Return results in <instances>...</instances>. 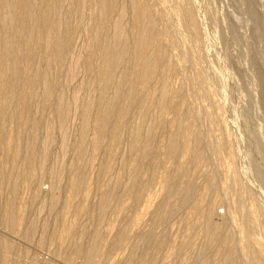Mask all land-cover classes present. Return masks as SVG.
Returning a JSON list of instances; mask_svg holds the SVG:
<instances>
[{
  "label": "rangeland",
  "instance_id": "1",
  "mask_svg": "<svg viewBox=\"0 0 264 264\" xmlns=\"http://www.w3.org/2000/svg\"><path fill=\"white\" fill-rule=\"evenodd\" d=\"M90 1L84 0L81 13H69V0L61 5L73 17L74 26L66 64L64 61L58 70L55 63L42 60L46 55L51 62L48 50L40 49L42 52L34 55L27 73L47 72L48 78L31 88L18 87L17 93L27 97L29 121L20 115L16 100L6 101L0 113V264L258 261L264 253V246L258 244L264 243V105L260 100L264 82L260 84L258 79L264 81V0H196L199 4L195 0H149L161 15L155 25L157 35L153 32L155 47L161 48L168 38L162 34L165 28L175 42L173 49L165 47V63L152 71L143 89L139 88V103L133 106L124 98L116 99V83L126 73L133 78V70L144 69L146 64L136 62L131 52L126 54L115 70L119 79L114 76L101 96L97 76L100 51L92 37L98 11L95 1ZM186 7L190 11L196 8L199 34L193 35L188 25ZM118 10L120 6L119 14ZM117 12L111 22L118 18ZM129 14L122 20L125 36L130 35ZM111 25L102 45L114 36ZM5 31L15 32L10 24ZM47 81L54 92L45 104ZM123 87H128L127 82ZM4 89L0 85V103L8 95ZM59 105L66 111L61 117L56 112ZM99 107L102 112L106 108L109 123L107 120L98 143ZM86 109L90 117L81 134V114ZM118 110L126 111L122 118ZM35 122L40 127L37 125L34 138ZM192 131H197L199 141H190ZM172 142L178 146L175 157L168 154ZM74 181H79L77 186ZM188 189L190 197L186 198ZM245 231L250 243L245 242L246 236L240 237ZM244 245L248 246L246 255L242 253Z\"/></svg>",
  "mask_w": 264,
  "mask_h": 264
},
{
  "label": "bare ground",
  "instance_id": "2",
  "mask_svg": "<svg viewBox=\"0 0 264 264\" xmlns=\"http://www.w3.org/2000/svg\"><path fill=\"white\" fill-rule=\"evenodd\" d=\"M63 1L65 0H0V85L1 86H5L6 89L8 90V95L5 97V100H3L0 104V113L1 111L4 110V105L6 104V101H8L9 103L13 100L16 103H18L17 105H19L20 108V115L22 116V118L25 120L29 118H27V109L26 106L27 104V97L25 95L22 94H18L17 92L19 91V85L25 86L26 88H31L34 87L36 84H38V82L41 81L44 82L46 81V76H47V72L41 73L39 71L36 72H32L33 74H28L27 72L29 71V69H31L32 67V61L34 60V55L38 53L37 51H41L40 49H44V50H48L49 54H51V62H49V56H41L42 60H45L47 63H55V65L58 67V70L63 66L64 61L67 59V55L69 51V48L71 47V42L73 39V31H74V26L72 25L73 23L71 22V18H73L71 16L72 13L70 12V10H74L76 13L79 12L81 13L84 9V0H69L70 1V9H69V13L67 15V13L65 11L66 8L63 10L62 6L63 5ZM88 0H85V2ZM96 3V7L98 13V15H96V19H95V24H94V35L91 36L94 38L95 42L99 45V51H100V59H101V64L99 65V73H98V78L100 80L101 84L99 86L100 88V94L103 97L105 90L107 88V86L109 84H111L114 81V74H115V70L117 69L118 66H121L120 64L123 63V61H125V56L126 54H128L129 52H131L132 56H134V59L136 60V62L139 63V61L143 62L146 64V67L144 69H140V68H135L132 72V76L133 78L129 79V76L126 75L123 76L122 78H118L119 81L118 83H116V99H120L119 101H121L122 98L128 100L129 105L133 106L134 104H138L139 102H137V100L139 101V98L137 99V94L139 93V88L143 89L142 87L145 85V83H147V79H149V75L152 73V71H154L158 66L163 64V60L166 59V57L163 59V51H165L166 53V49L165 47H170L172 46L173 49V45L175 41H172L171 38H169V35L171 36V32L169 31V29L163 30L162 34L163 36H167L168 38L164 41H162L163 45L160 47L161 48H156L155 46L157 45V38H155V36L153 35V32L157 31L155 30V25L158 24L160 22V13L155 12L150 3L149 0H94ZM155 1V0H154ZM187 1V0H186ZM194 1V0H191ZM196 1V0H195ZM92 2V0L90 1ZM197 2V1H196ZM88 3V2H87ZM198 3V2H197ZM66 4V2L64 3V5ZM191 4V3H190ZM194 4V3H193ZM199 4V3H198ZM179 5V4H178ZM188 5V4H187ZM192 5V4H191ZM90 6V5H89ZM120 6V13L118 14L117 9ZM65 7V6H64ZM93 7V5H92ZM180 7V5H179ZM183 7V6H182ZM185 7V5H184ZM156 8V7H155ZM187 8V7H186ZM194 8V7H193ZM91 9V8H90ZM189 8H187L188 12L187 14L185 13V17L186 20L188 22V25L190 26L191 30L194 31V33L191 31V33H193V35L199 34L201 29L198 25V18L196 11V8L192 11L189 10ZM199 10V9H198ZM197 10V11H198ZM93 11V10H92ZM186 11V10H185ZM194 11V12H193ZM68 12V11H67ZM85 12V11H84ZM117 12L116 14H118V18L114 19L115 21L111 22L112 17L114 18V13ZM128 12H130L132 19H131V24L129 25L128 30L130 31V35L125 36L126 34H124L125 29L124 25L122 24V20H123V16H125ZM5 13V14H3ZM74 15H77V14ZM168 13V12H166ZM115 14V16H116ZM129 14V15H130ZM170 15V14H168ZM166 15V16H168ZM199 15V14H198ZM128 16V15H127ZM201 16L203 17L204 15ZM163 17V16H162ZM165 17V16H164ZM206 17V16H205ZM80 18V15H79ZM91 18V17H90ZM130 18V17H129ZM167 18V17H165ZM164 18V19H165ZM183 18V17H182ZM76 19V18H75ZM86 19V18H85ZM162 19V18H161ZM201 19V18H200ZM257 19V18H256ZM93 21V20H92ZM130 21V20H129ZM128 21V22H129ZM162 21V20H161ZM167 21V20H166ZM169 21V20H168ZM172 21V20H171ZM174 21V20H173ZM181 21V20H180ZM205 21V20H204ZM258 21V20H257ZM158 22V23H157ZM179 22V21H178ZM183 22V20H182ZM201 22V21H200ZM130 23V22H129ZM171 23V22H169ZM205 23V22H204ZM7 24H10L11 29H13V31H15L13 34H8L5 29L7 28ZM112 24L113 25V29H114V36L111 38V40H109V44H104L102 45L103 41L107 40V32H108V27L109 25ZM174 24V23H173ZM183 24V23H182ZM111 25V26H112ZM161 25V23H160ZM184 26L186 25L185 23L183 24ZM93 26V25H92ZM174 27V26H173ZM204 27V24H203ZM206 27V26H205ZM9 28V27H8ZM159 28V27H158ZM161 28V27H160ZM183 28V27H181ZM186 28V27H185ZM202 28V27H201ZM184 29V28H183ZM91 30V29H90ZM162 30V29H161ZM179 30V29H178ZM188 30V29H187ZM5 31V32H4ZM127 31V32H129ZM170 32V34L165 35L166 33ZM181 31V30H180ZM179 31V32H180ZM189 31V32H190ZM112 32V30H111ZM205 32V31H204ZM208 32V30H207ZM206 32V33H207ZM113 33V32H112ZM156 33V32H155ZM159 33V31H158ZM160 34V33H159ZM158 34V35H159ZM205 34V33H204ZM210 34V33H208ZM12 35V36H9ZM157 35V33H156ZM90 36V37H91ZM109 36V34H108ZM160 36V35H159ZM176 36V35H175ZM192 36V35H191ZM197 36V35H196ZM200 36V35H199ZM198 36V37H199ZM206 36V35H205ZM157 37V36H156ZM164 37V39H165ZM173 37V36H172ZM194 37V36H193ZM174 38V37H173ZM209 38V37H208ZM215 38V37H214ZM162 39V37H161ZM197 39V38H196ZM213 39V38H212ZM176 40V38H175ZM200 40V39H199ZM179 41V40H178ZM214 44V41H211ZM181 44H182V40H181ZM216 44V43H215ZM214 44V45H215ZM212 45V44H211ZM176 48V46H174ZM208 47V46H207ZM96 48V47H95ZM171 48V47H170ZM169 48V49H170ZM187 48V47H185ZM211 48V47H209ZM214 48V46L212 47ZM72 49V48H71ZM165 49V50H164ZM209 50V49H208ZM73 51V49H72ZM71 51V52H72ZM173 51V50H172ZM42 52V51H41ZM98 54V51H95ZM94 52V53H95ZM168 52V51H167ZM171 52V51H170ZM214 52V50H213ZM255 52V51H254ZM86 53V52H85ZM84 53V54H85ZM152 53V54H150ZM263 53V52H262ZM168 54V53H167ZM165 54V56L167 55ZM180 54V53H178ZM184 56V55H183ZM78 57V56H77ZM38 60L39 58L36 57ZM85 58V57H84ZM98 58V57H97ZM222 58V57H221ZM254 58V57H253ZM99 59V58H98ZM132 59V58H131ZM187 59V58H186ZM185 59V60H186ZM220 59V58H219ZM39 59V61H42ZM188 60V59H187ZM129 61V59L127 60ZM131 61V60H130ZM167 61V60H166ZM67 61H65L66 64ZM89 62V61H88ZM170 62V61H169ZM221 62V61H220ZM23 63V64H22ZM35 61H34V65H35ZM128 63V62H127ZM165 63V62H164ZM260 63V62H259ZM264 63V62H263ZM70 64V63H69ZM76 64V63H75ZM90 64V62L88 63ZM129 64V63H128ZM140 64V63H139ZM24 65V66H23ZM52 65V64H51ZM125 65V64H124ZM130 65V64H129ZM142 65V66H143ZM219 65V64H218ZM257 65V64H255ZM259 65V64H258ZM36 66V65H35ZM34 66V69H35ZM85 66V65H84ZM93 66V65H92ZM128 66V65H127ZM132 66V65H131ZM172 66V63H171ZM226 66V65H225ZM31 67V68H30ZM129 67V66H128ZM137 67V66H136ZM221 67V66H220ZM160 68V67H159ZM165 68V67H164ZM172 68V67H171ZM224 68V67H223ZM64 69V68H63ZM71 69V67H70ZM86 69L90 70V65H86ZM127 69V68H126ZM130 69V68H129ZM227 69V67H226ZM25 70V72H24ZM27 70V71H26ZM41 70V69H40ZM47 70V69H45ZM57 70V69H56ZM72 70V69H71ZM95 70V69H94ZM93 70V71H94ZM128 70V69H127ZM165 70V69H163ZM222 70V69H221ZM228 70V69H227ZM32 71H35L32 69ZM69 71V70H68ZM85 71V70H84ZM151 71V72H150ZM159 71V70H158ZM166 71V70H165ZM223 71V70H222ZM54 72V70H53ZM74 72V71H73ZM95 72V71H94ZM93 72V73H94ZM129 72V71H128ZM169 72V71H168ZM91 73V72H90ZM157 74V73H156ZM160 74V73H159ZM163 74V72H162ZM229 74V73H228ZM258 74V73H257ZM52 75V74H51ZM93 75V74H92ZM117 75V74H116ZM226 75V74H225ZM260 75V74H259ZM94 76V75H93ZM128 76V78H127ZM153 75H151L152 77ZM227 76V75H226ZM149 77V78H148ZM48 78V76H47ZM70 78V77H69ZM95 78V77H94ZM60 79V78H59ZM88 79H90L88 77ZM116 79V78H115ZM152 79V78H151ZM154 79V77H153ZM164 79V78H163ZM260 81V84H263L264 81H262L261 78H258ZM48 80V79H47ZM95 81V80H94ZM93 81V83H94ZM96 82V81H95ZM127 82L128 87L125 89L123 87V84ZM150 82V80L148 81V83ZM257 83V82H256ZM46 87H45V92H44V97H43V103H48L50 101L51 98V94H52V85L51 83L49 84L48 81L45 83ZM83 84V83H82ZM115 84V82H114ZM163 84V83H162ZM149 85V84H148ZM239 85V84H238ZM42 86V85H41ZM81 86V85H80ZM85 86V85H84ZM142 86V87H141ZM151 86V85H150ZM261 86V85H260ZM264 86V85H263ZM263 86L261 89V102L264 105V90H263ZM19 87V88H18ZM37 87V86H36ZM40 87V86H39ZM114 86H112L113 88ZM149 87V86H148ZM158 87V86H157ZM162 87V86H161ZM244 87V86H243ZM18 88V90H17ZM25 88V89H26ZM125 90H124V89ZM167 88V87H166ZM4 89V90H6ZM2 90V89H1ZM55 90V89H54ZM157 90V89H156ZM23 91V89H22ZM107 91V90H106ZM113 91V89H112ZM159 91V90H157ZM169 91V90H168ZM214 91V90H213ZM35 92V91H34ZM54 92V91H53ZM162 92V91H160ZM220 92V91H219ZM252 92V91H251ZM6 93V92H5ZM4 93V95H5ZM28 93V92H27ZM169 93V92H168ZM182 93V92H181ZM2 94V93H1ZM167 94V92H166ZM173 94V93H172ZM33 95V94H32ZM223 95V94H222ZM221 95V97H222ZM247 95V94H246ZM43 96V95H42ZM171 96V95H170ZM220 96V95H219ZM224 96V95H223ZM59 98V97H58ZM115 98V97H114ZM157 98V97H156ZM169 97H166V99H168ZM223 98V97H222ZM105 99V98H104ZM117 100V103H119ZM142 100V99H140ZM173 99H171L172 101ZM60 101V100H59ZM223 101V100H222ZM7 102V103H8ZM96 102V100H95ZM94 102V103H95ZM98 102V101H97ZM96 102V103H97ZM111 102V101H110ZM141 102V101H140ZM168 102V101H167ZM166 102V103H167ZM179 102V101H178ZM95 103V104H96ZM165 103V104H166ZM170 102H168L169 104ZM228 103V102H227ZM13 104V103H12ZM54 104L55 101H54ZM103 104V103H102ZM111 104V103H110ZM168 104H166L168 106ZM176 105V103H174ZM64 105V104H63ZM104 105V104H103ZM164 105V107L166 106ZM16 106V105H15ZM14 106V108H15ZM221 106V105H220ZM7 107V106H6ZM17 107V106H16ZM55 107V106H54ZM66 107V104H65ZM95 107V106H94ZM101 107V106H100ZM99 107V112H98V117H97V128L99 131V137L97 138L96 142H98L99 138H101L104 134V130H105V123L107 122L108 118H109V114L108 112L104 109L103 112L101 111V108ZM124 107V106H122ZM135 107V106H134ZM174 107V106H173ZM171 106V108H173ZM180 107V106H179ZM11 108V107H10ZM18 108V107H17ZM83 108V107H82ZM90 108V107H89ZM117 108V107H116ZM119 108V106H118ZM121 108V107H120ZM163 108V107H162ZM64 109V108H63ZM126 109V108H125ZM133 109V108H132ZM166 109V108H164ZM174 109V108H173ZM173 109H171L173 111ZM250 109V108H249ZM19 110V109H18ZM114 110V108H113ZM140 110H143L140 109ZM167 110V109H166ZM229 110V109H227ZM8 111V110H7ZM116 111V110H115ZM170 112V110H168ZM176 111V110H175ZM215 111V110H214ZM56 112H58L60 114V117L63 116V113H65L64 111H62L60 105L57 107ZM69 112V111H68ZM84 114H81L82 116V130H81V134L83 133V130L85 128V125L87 124L88 121V116L87 112H89L88 109H86L85 111L83 110ZM119 112V114H118ZM126 112V111H125ZM124 112V113H125ZM164 112V111H163ZM162 112V114H164ZM257 112V111H256ZM263 112V111H262ZM13 113V112H12ZM90 113V112H89ZM88 113V114H89ZM123 111L121 110V112L118 110L117 114L119 115V118L123 117ZM168 113V112H167ZM228 113V112H227ZM248 113V112H247ZM2 114V113H1ZM10 114V112H9ZM114 114V113H112ZM116 114V115H117ZM27 115V116H26ZM97 115V114H96ZM1 116V115H0ZM113 116V115H112ZM115 116V115H114ZM2 117V116H1ZM7 117V116H6ZM17 117V116H16ZM90 117V116H89ZM111 118V117H110ZM117 118V117H115ZM118 118V119H119ZM14 119V118H13ZM113 119V118H112ZM4 120V119H3ZM2 120V121H3ZM24 120V122H26ZM90 120V119H89ZM117 120V119H116ZM120 120V119H119ZM119 120L117 122H119ZM1 121V120H0ZM27 121V122H28ZM37 121V120H36ZM63 122V120H60ZM93 121V120H92ZM112 121V120H110ZM163 121V120H162ZM178 121V120H177ZM190 121V120H188ZM204 121V120H203ZM5 122V121H4ZM23 122V121H22ZM21 122V123H22ZM26 122V124H27ZM191 122V121H190ZM3 123V122H2ZM90 123V122H89ZM109 123V120H108ZM173 123V122H172ZM20 124V122H19ZM39 124V121H38ZM36 122L32 123V127L33 130L32 132L34 134H32L35 138V133L36 130L38 129ZM116 124V123H115ZM119 123H117L118 125ZM187 124V123H186ZM28 127L31 126V124H27ZM121 125V124H120ZM181 125V124H180ZM39 126V125H38ZM112 126V125H110ZM115 126V125H114ZM119 126V125H118ZM117 126V128H118ZM193 126V125H192ZM198 126V125H197ZM40 127V126H39ZM27 128V127H25ZM31 128V127H30ZM114 128V127H113ZM122 128V127H121ZM181 128V127H180ZM193 128V127H192ZM191 128V129H192ZM195 128V127H194ZM2 129L3 126L2 124H0V132L2 135ZM32 129V128H31ZM115 129V128H114ZM120 129V128H119ZM144 129V128H143ZM196 129V128H195ZM118 130V129H117ZM21 131V130H20ZM108 131V128H107ZM114 131V130H113ZM187 132V131H186ZM194 132V135L192 137V140L190 141H194L197 142L199 141V134H197V131H192ZM191 132V133H192ZM230 132V131H229ZM109 133V132H108ZM139 133V131L137 132V134ZM180 133V132H179ZM107 134V132H106ZM105 134V135H106ZM111 134V133H110ZM116 134V131H115ZM115 134H111L113 137L116 135ZM233 134V133H232ZM98 135V134H97ZM264 135V134H263ZM79 136V135H78ZM137 136V135H136ZM180 136V135H179ZM106 137V136H105ZM139 137V136H138ZM136 137V138H138ZM200 137H201V133H200ZM241 137V136H240ZM14 138V137H13ZM17 138V137H16ZM154 138V136H153ZM171 138V137H170ZM19 139V138H18ZM81 139V138H80ZM140 139V138H139ZM251 140V139H250ZM7 141V140H6ZM84 141V140H82ZM139 142V140H137V143ZM240 142V141H239ZM83 143V142H82ZM81 143V144H82ZM99 143V142H98ZM97 143V144H98ZM143 143V142H142ZM149 143V142H148ZM8 144V143H7ZM80 144V145H81ZM139 144V143H138ZM192 144V143H190ZM194 144V143H193ZM220 144V143H219ZM225 144V143H224ZM260 144V143H259ZM99 145V144H98ZM148 145V144H147ZM188 145V142H187ZM76 146V145H75ZM96 146V145H95ZM141 146V144H140ZM180 146V145H179ZM184 146V145H183ZM182 146V148H183ZM186 146V145H185ZM221 146L220 145V150H221ZM80 147V146H79ZM144 147V146H143ZM188 147V146H187ZM190 147V145H189ZM188 147V149H190ZM149 148V147H148ZM140 149V147H139ZM185 149V150H188ZM234 149V147H233ZM249 149V147H248ZM149 150H151L149 148ZM149 150H145L146 153L149 154ZM15 151V150H14ZM17 151V150H16ZM141 151V149H140ZM178 151V146L175 144V142H172V144L169 146L168 149V154L170 156L175 157L176 152ZM235 151V150H234ZM263 151V150H262ZM142 152V151H141ZM188 152V151H187ZM186 152V153H187ZM184 149H183V152ZM17 154V152H16ZM253 154V153H252ZM34 155V154H32ZM245 155V154H244ZM177 156V155H176ZM16 157V156H15ZM29 157V156H28ZM190 157V156H189ZM234 157V155H233ZM237 157V156H236ZM21 158V157H20ZM198 159V158H197ZM248 159V158H247ZM14 160V158H13ZM199 160V159H198ZM240 160V159H239ZM236 162V161H235ZM252 162V161H251ZM259 163V162H258ZM137 164V163H136ZM237 165V164H236ZM237 168V167H236ZM235 169V167H234ZM237 170V169H236ZM258 170V169H257ZM240 171V170H239ZM250 171V170H249ZM242 171H240L239 173H241ZM237 173V172H236ZM235 173V175L237 176V174ZM247 173V172H246ZM244 175V173H243ZM255 176V174H253ZM260 175V174H259ZM242 176V174H241ZM216 177V176H215ZM245 177V175H244ZM236 181L239 179L238 177H236ZM243 179V178H242ZM253 179V177H252ZM79 180V179H78ZM173 180V179H172ZM208 180V179H207ZM210 180V179H209ZM171 180H169L170 182ZM211 181V180H210ZM244 181V180H243ZM248 181V180H247ZM75 182V181H74ZM79 181H76L74 183V186L78 185ZM133 183V182H132ZM136 183V180H135ZM240 183V182H239ZM237 182V184L240 186ZM235 184V182H234ZM169 185V183H168ZM172 185V184H170ZM169 185V186H170ZM242 185V184H241ZM248 185V184H247ZM173 186V185H172ZM243 186V185H242ZM241 186V187H242ZM251 186V185H250ZM190 187V186H188ZM173 188V187H171ZM175 190V189H174ZM183 191V190H181ZM173 192V191H172ZM190 189H188L186 191V198L190 197ZM179 193V192H178ZM183 194V193H182ZM240 195V194H239ZM193 195H191V198L193 199L194 197H192ZM178 197V196H177ZM240 197V196H238ZM180 198V197H179ZM183 198V197H182ZM186 198H183L184 201ZM191 198L189 199V204L192 202ZM182 201V200H181ZM187 201V200H186ZM197 202V201H196ZM239 202V200H238ZM237 202V203H238ZM188 203V202H187ZM200 205V204H199ZM240 205V204H239ZM184 207V206H183ZM198 208V204L194 205V209ZM172 208V207H171ZM180 208V207H179ZM254 209V208H253ZM257 209V208H256ZM252 210V209H251ZM258 210V209H257ZM258 212V211H257ZM248 213V212H247ZM250 213V212H249ZM248 213V214H249ZM254 214V213H253ZM252 214V215H253ZM258 214V213H257ZM251 216V213H250ZM256 216V215H255ZM258 216V215H257ZM18 217V216H17ZM259 217V216H258ZM252 218V216H251ZM10 219V218H9ZM6 220V219H5ZM248 222V221H247ZM249 224V223H248ZM263 224V223H262ZM16 225V223H15ZM14 225V226H15ZM251 225V224H250ZM256 225V224H254ZM250 227V226H249ZM246 228V227H245ZM223 229V228H222ZM240 229V228H239ZM210 230V229H209ZM250 230V229H249ZM244 231V230H243ZM247 231V230H246ZM246 231L243 232L245 233L242 236H246ZM220 232V231H219ZM242 232V231H240ZM248 232V231H247ZM207 233V231H206ZM242 233V234H243ZM249 233V232H248ZM251 233V232H250ZM210 234V233H209ZM214 235V233H213ZM223 235V234H222ZM209 237V236H208ZM207 237V238H208ZM211 237V236H210ZM236 237V236H235ZM245 237V238H246ZM252 237V236H251ZM215 238V236H214ZM217 238H220V235L217 236ZM226 238V237H225ZM228 238V237H227ZM226 238V240H227ZM244 238V237H243ZM248 237L244 240L245 242H247ZM216 240V239H215ZM219 240V239H218ZM223 238L220 240L222 242ZM225 240V241H226ZM237 240V239H236ZM261 240V239H260ZM160 241V240H159ZM217 241V240H216ZM156 242V241H155ZM208 242V241H207ZM224 242V241H223ZM249 242V241H248ZM247 242V243H248ZM252 242V241H251ZM211 243V242H210ZM250 243V242H249ZM154 244V242H153ZM216 244V243H215ZM260 246L263 245L264 243H258ZM214 245V244H213ZM212 245V247H213ZM237 245V244H236ZM247 245V244H246ZM244 245L242 248V253H244L246 255V252L244 251V249H246V246ZM252 245V244H251ZM255 245V244H254ZM7 249V247H6ZM96 249V247H95ZM219 249V248H218ZM92 252V251H91ZM255 252V251H254ZM259 252V250H258ZM79 253V252H78ZM228 253V252H227ZM261 253V252H260ZM257 253H255L256 255ZM90 256V255H89ZM254 257V256H253ZM256 257V256H255ZM264 257V253L262 255V257H260V262L257 261L256 258H254V262H249L250 264H263L261 262V258ZM92 258V257H91ZM258 258V256H257ZM234 259V258H233ZM251 259V258H250ZM264 259V258H263ZM262 259V260H263ZM252 261V260H251ZM148 263V262H147ZM205 263V262H204ZM236 264V263H235Z\"/></svg>",
  "mask_w": 264,
  "mask_h": 264
}]
</instances>
